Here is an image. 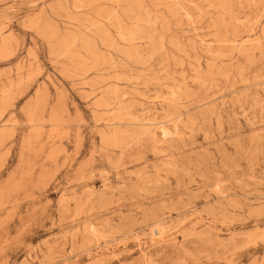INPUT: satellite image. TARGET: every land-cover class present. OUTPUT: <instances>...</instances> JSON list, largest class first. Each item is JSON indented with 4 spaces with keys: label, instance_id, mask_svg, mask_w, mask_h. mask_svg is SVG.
Masks as SVG:
<instances>
[{
    "label": "rangeland",
    "instance_id": "rangeland-1",
    "mask_svg": "<svg viewBox=\"0 0 264 264\" xmlns=\"http://www.w3.org/2000/svg\"><path fill=\"white\" fill-rule=\"evenodd\" d=\"M0 264H264V0H0Z\"/></svg>",
    "mask_w": 264,
    "mask_h": 264
}]
</instances>
